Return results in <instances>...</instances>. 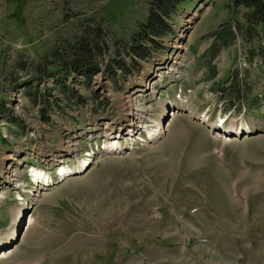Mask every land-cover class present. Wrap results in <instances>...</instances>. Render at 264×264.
Instances as JSON below:
<instances>
[{"label":"rangeland","instance_id":"1","mask_svg":"<svg viewBox=\"0 0 264 264\" xmlns=\"http://www.w3.org/2000/svg\"><path fill=\"white\" fill-rule=\"evenodd\" d=\"M149 1L0 0V194L21 185L20 160L8 157V145L21 141L24 149L32 138L61 148L73 136L69 123L83 117L71 128L80 131L83 151L89 130L100 145L131 106L129 127L131 116L141 120L128 139L131 151L105 154L48 189L25 218L27 209L14 220L12 196L0 204V244L16 229L0 264L264 263V33L247 36L250 10L232 0H195L173 10L168 37L142 43L134 33ZM80 20L89 25L84 35ZM75 34L85 37L97 70L35 74ZM146 83L131 105V92ZM166 105L210 116L217 134L257 133L213 139L187 116L168 119ZM159 116L164 129L150 140ZM117 144L103 151L118 153ZM63 146L76 153L75 143Z\"/></svg>","mask_w":264,"mask_h":264},{"label":"trees","instance_id":"2","mask_svg":"<svg viewBox=\"0 0 264 264\" xmlns=\"http://www.w3.org/2000/svg\"><path fill=\"white\" fill-rule=\"evenodd\" d=\"M193 1L195 0L149 1L147 18L145 22L138 25L139 31L134 33V36L141 35L140 40L142 43H152V37H168L170 27L168 26L167 20L171 18L173 10L181 5L187 6ZM232 4L235 7H243L250 10V13L245 19L248 37L251 32L250 29L256 32L254 36L260 35L259 31L262 34L264 33V0H232ZM79 24H81V33L84 35L89 25L86 20H80ZM209 37L213 39L216 38V36ZM130 38L131 40L134 38L133 33H131ZM59 42L60 44L58 43V45H56L57 47L51 50L50 54L53 57L50 60L44 63L39 61V65L36 66L35 74L39 76L44 75L45 78H47L50 77L51 74L60 73V76L64 77L66 75L73 76L74 74L90 75L97 70L92 57L93 53H90V49L86 45L85 37L75 34L72 39L65 38ZM229 45V42H225L221 45V48H226ZM136 47L137 45H133L131 49L135 50ZM217 51L218 48H215L212 55H215ZM50 67L54 69L49 71ZM33 80L35 81L36 78Z\"/></svg>","mask_w":264,"mask_h":264},{"label":"bare ground","instance_id":"3","mask_svg":"<svg viewBox=\"0 0 264 264\" xmlns=\"http://www.w3.org/2000/svg\"><path fill=\"white\" fill-rule=\"evenodd\" d=\"M179 101V100H178ZM163 119H162V117L161 116H159V118H157L156 119V122H154V125H153V127H152V130H151V132L149 133V139L150 140H152V139H157L159 136H161V133H162V130L164 129V127H163V121H162ZM139 124H141V120H140V118H136V116H131V119H130V129H131V132H133L134 130H136V128H138V125ZM222 124V123H221ZM219 125V124H218ZM247 128V127H246ZM218 130V129H217ZM164 132V131H163ZM240 132H241V134L242 133H250V131L248 130V129H245L244 131H242V130H240L239 132H237L236 130H235V132H232L233 134L232 135H236V133H237V135H239L240 134ZM229 133V131H227V130H223V133H219V134H216L215 135V137H219L218 135H220V136H222L223 134H228ZM148 136V135H147ZM147 141H148V137H147V139H146ZM147 141H145V142H147ZM149 142V141H148ZM151 142V141H150ZM116 146H113V145H111L110 147H107V148H109V149H114ZM108 151V150H107ZM111 151V150H110ZM87 164V163H86ZM84 167H85V164L83 163V164H80V166H78L77 167V169L78 170H83L84 169ZM63 171H67V170H63ZM63 171H62V173H63ZM12 172L14 173V170H12ZM7 173V172H6ZM2 176V175H1ZM13 177H15V174L14 175H9V180H11ZM37 177L38 178H40V174H37ZM41 179V178H40ZM41 181H44V180H41ZM3 190V189H2ZM8 192V191H7ZM35 194H33L31 197H33V198H35V196H34ZM37 195V194H36ZM30 199V201L32 200V198H29ZM18 209V210H17ZM16 210H17V212H16ZM16 212V218L14 219L16 222H18V219H19V217H20V214H21V209L20 208H16L15 210H14V213ZM31 222V221H30ZM14 229H15V226L12 228V229H10L9 231H8V233H7V235L5 236L6 238L2 241V243L0 244V251L1 250H3L4 249V247H8V246H10L15 240V238H16V229H15V231H14ZM7 239H9V242L8 243H4V241H6ZM2 255V254H1Z\"/></svg>","mask_w":264,"mask_h":264},{"label":"water","instance_id":"4","mask_svg":"<svg viewBox=\"0 0 264 264\" xmlns=\"http://www.w3.org/2000/svg\"><path fill=\"white\" fill-rule=\"evenodd\" d=\"M170 111V109H168V112ZM175 112H176V109H175ZM177 112L178 113H185V114H187L188 113V111H186V110H182V111H180V110H177ZM242 137H244V135H242L241 137H240V139H242ZM31 213V208L30 209H27L26 211H25V213H24V218L27 216V215H29ZM24 225L25 224H23V227H24Z\"/></svg>","mask_w":264,"mask_h":264},{"label":"crops","instance_id":"5","mask_svg":"<svg viewBox=\"0 0 264 264\" xmlns=\"http://www.w3.org/2000/svg\"><path fill=\"white\" fill-rule=\"evenodd\" d=\"M180 118H186V117H180ZM261 264H263V262Z\"/></svg>","mask_w":264,"mask_h":264}]
</instances>
